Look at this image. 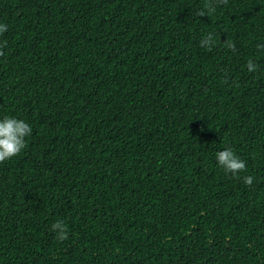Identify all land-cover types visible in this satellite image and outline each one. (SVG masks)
<instances>
[{"label":"trees","instance_id":"trees-1","mask_svg":"<svg viewBox=\"0 0 264 264\" xmlns=\"http://www.w3.org/2000/svg\"><path fill=\"white\" fill-rule=\"evenodd\" d=\"M203 4L0 0V264H264V0Z\"/></svg>","mask_w":264,"mask_h":264},{"label":"clouds","instance_id":"clouds-1","mask_svg":"<svg viewBox=\"0 0 264 264\" xmlns=\"http://www.w3.org/2000/svg\"><path fill=\"white\" fill-rule=\"evenodd\" d=\"M228 0H204L203 7L195 13L198 17H205L213 15L216 12V8L220 4H227ZM7 31V26L0 24V35ZM215 45L213 33H207L200 41V46L211 50ZM226 46L235 50V45L231 41L226 42ZM7 47V41H0V49ZM4 53L0 50V56ZM245 67L249 72H254L257 69V65L248 60ZM32 133L31 126L22 119L15 117L5 116L0 119V163L5 162L17 155L26 147L25 138ZM216 162L226 173H231L234 177L238 173L246 170V162L242 160L231 148H225L222 151H218L215 155ZM243 183L247 186H251L253 183V177L246 175L243 178ZM51 229L56 233V240L63 242L68 239V230L63 221L57 220L51 225Z\"/></svg>","mask_w":264,"mask_h":264}]
</instances>
